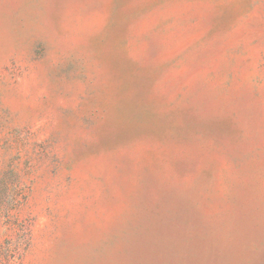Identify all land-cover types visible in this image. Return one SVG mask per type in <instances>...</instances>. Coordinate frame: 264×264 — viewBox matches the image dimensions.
I'll use <instances>...</instances> for the list:
<instances>
[{
  "label": "rangeland",
  "instance_id": "rangeland-1",
  "mask_svg": "<svg viewBox=\"0 0 264 264\" xmlns=\"http://www.w3.org/2000/svg\"><path fill=\"white\" fill-rule=\"evenodd\" d=\"M0 264H264V0H0Z\"/></svg>",
  "mask_w": 264,
  "mask_h": 264
}]
</instances>
